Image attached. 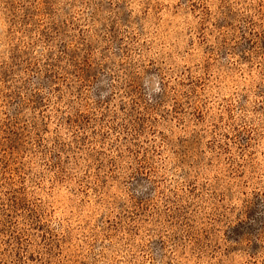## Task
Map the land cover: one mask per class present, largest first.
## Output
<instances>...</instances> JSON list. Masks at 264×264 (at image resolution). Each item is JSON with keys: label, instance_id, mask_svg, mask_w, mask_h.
Returning a JSON list of instances; mask_svg holds the SVG:
<instances>
[{"label": "rangeland", "instance_id": "374dc122", "mask_svg": "<svg viewBox=\"0 0 264 264\" xmlns=\"http://www.w3.org/2000/svg\"><path fill=\"white\" fill-rule=\"evenodd\" d=\"M0 264H264V0H0Z\"/></svg>", "mask_w": 264, "mask_h": 264}]
</instances>
